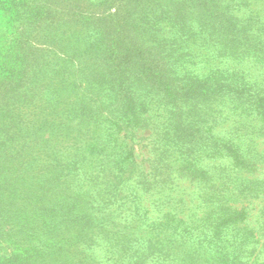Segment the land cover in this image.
<instances>
[{
    "label": "rangeland",
    "instance_id": "obj_1",
    "mask_svg": "<svg viewBox=\"0 0 264 264\" xmlns=\"http://www.w3.org/2000/svg\"><path fill=\"white\" fill-rule=\"evenodd\" d=\"M24 4L0 30V206L37 212L63 264H264V0ZM173 8L219 33L245 20L263 49L251 83L172 42ZM215 81L247 87L200 93ZM232 212L218 263L208 241Z\"/></svg>",
    "mask_w": 264,
    "mask_h": 264
},
{
    "label": "trees",
    "instance_id": "obj_2",
    "mask_svg": "<svg viewBox=\"0 0 264 264\" xmlns=\"http://www.w3.org/2000/svg\"><path fill=\"white\" fill-rule=\"evenodd\" d=\"M25 1L26 0H0V21L3 23V25L0 23V25H2L0 30H11L10 28H12L15 18L19 15L20 8H24L25 6L27 9L28 4H24ZM30 8L31 7H29L26 12H28ZM38 10L39 8H36L35 16L39 13ZM170 10H172V13H169ZM212 12H214V9H212ZM158 15H160L161 19H165L168 25L171 24L175 27L176 34L173 36L172 42L178 43V45H180L181 42L190 40L188 42L191 43V51L193 52H199L201 48L204 49L208 47V52L211 53L215 58V66H217L216 70L224 71L226 75L228 74L229 67L233 69L237 68L239 70H245L248 75L246 78L250 80L248 81V85L251 83L253 77L250 76L249 68H254V48L258 49V51L262 48L259 38H256L253 34V31L250 28H247V23L243 24L245 20H242L240 22L241 24L236 23L240 26H230L225 28L223 32L219 33L218 28L213 29L211 26L207 25L210 23L209 17H206L203 22L194 26L192 18L184 15L183 12L180 13L179 9L177 10L176 8L163 10ZM159 29L160 31L163 29L162 24ZM263 37V34L260 35V38ZM199 38L204 39L202 41H198L197 39ZM206 39L209 41L207 42ZM204 43L207 44L204 45ZM226 43H231V45H227ZM224 44L228 47L231 46L235 48H231L232 51L227 49V53H220V49L222 50ZM241 49L244 50L240 51ZM197 56L198 54L195 57ZM237 58H239V62L236 63ZM185 60V56L177 57L175 59L176 67L182 65L180 62H184ZM247 65H250L251 67H247ZM190 73L191 71L187 73V78L189 77ZM202 74L203 73L195 72V75L199 76L198 78H200V82L207 79L205 76L200 77ZM261 80L263 79L260 78L259 81L261 82ZM224 83L221 81H215L213 83L210 82L207 86L202 87L200 93H206L214 98L221 96L224 92L229 94L230 91L225 90L226 88L237 90L239 87H247L246 81L239 83L236 89H234L235 85L233 87H227L229 86L230 82ZM198 85L203 86V84ZM262 86L264 87V82H262ZM250 96H254V93L250 92ZM254 97L256 98V102L260 101L261 99L259 95H255ZM258 103L264 106V101ZM222 108L223 107H220L219 110H222ZM255 114L256 113L254 112V115ZM256 116L258 115L256 114ZM241 127L242 126H240V128ZM255 132L256 131L254 130V136L256 135ZM216 134L219 135L218 133ZM214 144L216 151H221L222 147H228L225 146L228 144L223 142ZM242 155H245V153ZM8 209L10 208H5V206L2 208L0 206V250H3L1 251L3 255L0 256V264H63V257L61 256L62 252H59L60 247H58V244H55L51 239L45 238V235L40 233L41 229L36 222L40 219L39 214L32 210L30 215H25L18 208L13 210ZM229 214L230 215H224L223 221L219 222V224H215L216 226L214 228L217 227V232L212 236L214 240H207L208 242H211L212 245L214 254L212 259L215 261L218 260V263H220L219 261L221 260H227V253L232 251V247L235 246L233 242L229 241V236L226 234L227 229L229 227L237 226L241 222V213L232 212ZM6 225L7 229H5ZM186 234L190 235L189 239H198L201 235L199 234L198 237H192L194 235V231L190 230H187ZM42 237H44V240ZM199 242H203V240ZM224 244H226L228 248L227 250L224 249L225 252L223 253L222 248ZM237 250L240 249L238 248ZM235 254L236 253H234V255ZM151 257L154 260L156 259L155 257L153 258V256ZM87 259L90 260V258ZM88 260L83 262H87ZM162 260L165 262L166 259ZM86 264H94V262L88 261Z\"/></svg>",
    "mask_w": 264,
    "mask_h": 264
}]
</instances>
